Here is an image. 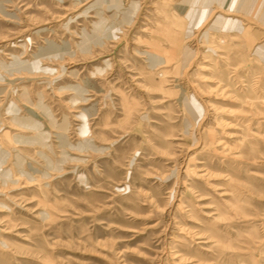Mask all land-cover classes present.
<instances>
[{
    "label": "rangeland",
    "instance_id": "obj_1",
    "mask_svg": "<svg viewBox=\"0 0 264 264\" xmlns=\"http://www.w3.org/2000/svg\"><path fill=\"white\" fill-rule=\"evenodd\" d=\"M0 264H264V0H0Z\"/></svg>",
    "mask_w": 264,
    "mask_h": 264
},
{
    "label": "bare ground",
    "instance_id": "obj_2",
    "mask_svg": "<svg viewBox=\"0 0 264 264\" xmlns=\"http://www.w3.org/2000/svg\"><path fill=\"white\" fill-rule=\"evenodd\" d=\"M229 1H230V0H229ZM221 2H223V3H224V2H228V0H221ZM132 5H133V6H136L137 3H132Z\"/></svg>",
    "mask_w": 264,
    "mask_h": 264
}]
</instances>
